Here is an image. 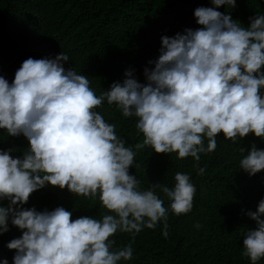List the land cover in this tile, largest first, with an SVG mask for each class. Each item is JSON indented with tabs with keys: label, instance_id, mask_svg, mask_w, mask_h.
Returning a JSON list of instances; mask_svg holds the SVG:
<instances>
[{
	"label": "clouds",
	"instance_id": "obj_1",
	"mask_svg": "<svg viewBox=\"0 0 264 264\" xmlns=\"http://www.w3.org/2000/svg\"><path fill=\"white\" fill-rule=\"evenodd\" d=\"M211 2L214 7L194 11L201 27L161 37L158 59L148 61L154 67L144 68L146 83L128 69L122 83L97 96L87 76L64 67L69 57L63 52L24 60L11 84L0 75V129L29 142L22 158L10 155L14 149H0V201H9L0 206V235L10 230L9 218L22 230L6 245L15 250L13 264H119L133 258L135 237L144 228L154 230L162 221L167 238L169 211L176 216L192 211L197 189L188 174L177 172L172 188L156 183L140 189L129 174L133 147H126L116 126L96 111L105 100L123 117L136 118L143 134L137 150L192 157L198 175L206 170L199 166L201 154L215 152L219 134L233 144L250 133L264 139V15L249 17L245 28L216 10L234 8L236 0ZM240 168L249 176L264 170V149L253 144ZM47 185L77 197L98 196L106 213L101 219H72L64 207H23ZM247 215L256 227L244 235L242 256L257 264L264 258V199ZM117 232L131 240L114 249L110 237Z\"/></svg>",
	"mask_w": 264,
	"mask_h": 264
},
{
	"label": "trees",
	"instance_id": "obj_2",
	"mask_svg": "<svg viewBox=\"0 0 264 264\" xmlns=\"http://www.w3.org/2000/svg\"><path fill=\"white\" fill-rule=\"evenodd\" d=\"M198 7L214 5L211 0H0V75L11 84L24 60L55 58L63 52L69 57L64 67L87 76L97 96L110 90L112 83H122L128 69L134 70L140 83H146L144 68L154 67L148 61L158 59L161 37L201 27L194 17ZM216 10L247 28L249 17L264 15V0H236L234 8L223 5ZM96 111L116 126V135L126 147H133L136 155L129 174L140 181L141 190L156 183L172 188L177 172L188 174L197 189L190 213L176 216L169 211L167 238L162 221L154 230L144 228L135 237L133 258L119 264H251L242 256L243 239L256 227L247 212L256 211L264 199V170L249 176L240 168V160L253 144L264 149V139L250 133L233 144L219 134L215 152L201 154L199 166L206 170L198 175L192 157L180 160L176 153L157 154L151 147L137 150L134 145L143 141L135 127L137 120L123 117L115 104L110 106L105 100ZM28 147L23 135L11 137L0 129V149H14L10 155L22 158ZM157 195L168 207L167 197L159 190ZM8 204L0 201V206ZM23 207L37 211L64 207L72 212V219H101L106 213L98 196L77 197L67 188L51 185L32 193ZM9 229L0 235V261L13 264L15 250L6 245L20 238L22 230L11 225V218ZM110 239L118 249L131 236L117 232ZM257 264H264V258Z\"/></svg>",
	"mask_w": 264,
	"mask_h": 264
}]
</instances>
